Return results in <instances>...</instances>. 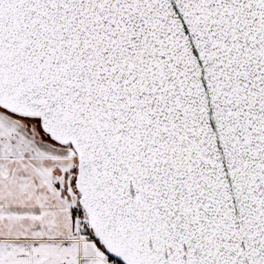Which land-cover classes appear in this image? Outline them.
I'll use <instances>...</instances> for the list:
<instances>
[{
    "label": "snow or ice",
    "instance_id": "obj_1",
    "mask_svg": "<svg viewBox=\"0 0 264 264\" xmlns=\"http://www.w3.org/2000/svg\"><path fill=\"white\" fill-rule=\"evenodd\" d=\"M0 264H264V0H0Z\"/></svg>",
    "mask_w": 264,
    "mask_h": 264
}]
</instances>
